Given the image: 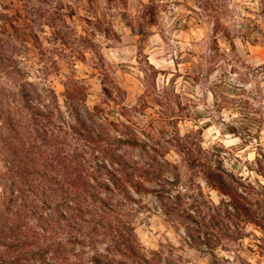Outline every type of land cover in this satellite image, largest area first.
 Returning a JSON list of instances; mask_svg holds the SVG:
<instances>
[{
    "label": "rangeland",
    "instance_id": "374dc122",
    "mask_svg": "<svg viewBox=\"0 0 264 264\" xmlns=\"http://www.w3.org/2000/svg\"><path fill=\"white\" fill-rule=\"evenodd\" d=\"M66 153L150 163L178 183L169 202L182 214L135 195L127 220L148 263L115 259L264 264V0H0V264L55 262L54 229L38 238L35 214L52 217L53 200L21 191L52 194ZM35 158L50 179L23 176ZM210 176L256 220L232 216ZM179 193L191 200L175 204ZM98 239L79 263L106 253Z\"/></svg>",
    "mask_w": 264,
    "mask_h": 264
},
{
    "label": "trees",
    "instance_id": "16d2710c",
    "mask_svg": "<svg viewBox=\"0 0 264 264\" xmlns=\"http://www.w3.org/2000/svg\"><path fill=\"white\" fill-rule=\"evenodd\" d=\"M39 115L47 116L43 110L39 111ZM14 127L15 124L12 130L16 134L18 129ZM57 127L63 130L61 125ZM85 129L88 130V127ZM87 132L91 134L89 130ZM56 158H59L58 164L55 167L51 165L57 172L56 177H51L56 184L52 194H48V188H40L41 197L33 189L30 190L31 195L21 191L23 200L29 203L39 200L43 207H49L50 201L53 200L52 217H49V214L35 213L43 223L37 232L38 238L47 241L50 231L54 229L56 242L53 264H81L79 259L89 254L88 249L97 250V243H101L98 238L109 240L111 246L106 249V253L99 252L90 257L91 263L124 264L122 260L115 259L118 253L131 255L148 263L145 257H141V245L133 221L127 220L131 219L133 211L137 213L142 208L140 200L135 195H154L161 202L166 214L173 212L182 214L180 209H173V203L169 202L171 199L169 186H177L178 183L156 172L150 163L149 168H144L138 163L131 164L115 154L110 160L101 159L99 156L87 159L84 155L77 157L68 153L60 154ZM31 160L32 169H27L23 176L28 179H50L48 169L37 167L35 162L38 159ZM209 179L213 186L219 187L230 197V207L235 211L232 216L237 218L245 216L253 222L256 220L257 213L252 209L254 204L251 200L243 197L223 177L216 180L210 176ZM146 180L155 182L156 186L148 187ZM180 194L172 197L175 204L180 205V202L183 204L187 199L191 200L190 196ZM243 200L248 206L243 205ZM185 216L193 218L189 213ZM103 258L109 260L105 261Z\"/></svg>",
    "mask_w": 264,
    "mask_h": 264
}]
</instances>
